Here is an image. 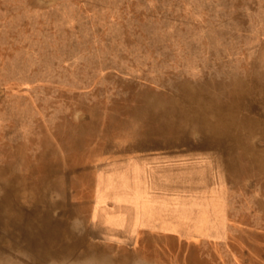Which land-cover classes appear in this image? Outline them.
Listing matches in <instances>:
<instances>
[{"label": "bare ground", "instance_id": "obj_1", "mask_svg": "<svg viewBox=\"0 0 264 264\" xmlns=\"http://www.w3.org/2000/svg\"><path fill=\"white\" fill-rule=\"evenodd\" d=\"M39 2L0 0V80L12 70L19 71L20 81L40 76L30 66L39 62L42 44L47 57H71L85 49L73 38L55 47L46 42L44 14L32 10ZM22 39L27 48L7 60V42ZM221 52L212 46L214 55ZM258 55L247 72L224 58L208 66L201 79H177L166 94L142 92L129 110L137 124L134 140L116 142L107 132L102 142L85 147L80 165L74 152L82 141L71 132H44L37 93L27 99L10 89L0 100L5 113L12 111L2 117L0 128V264H158L138 251L157 241L174 255L171 264H243L242 235L257 229L236 220L240 212L230 210L228 172L241 168L242 155L264 170V146H252L248 138L264 133V58ZM46 64L52 66L53 60ZM14 97L25 99L26 109H7ZM64 113L59 107L55 120ZM127 123L121 120L119 127ZM196 133L200 142L192 138ZM184 145L199 149L204 160L170 163L173 148ZM152 150L163 154L150 165ZM72 187L86 194L94 188L95 197L75 198ZM110 199L115 200L112 209ZM174 201L180 202L177 207L171 206ZM133 241L138 250L126 258L114 249Z\"/></svg>", "mask_w": 264, "mask_h": 264}, {"label": "rangeland", "instance_id": "obj_2", "mask_svg": "<svg viewBox=\"0 0 264 264\" xmlns=\"http://www.w3.org/2000/svg\"><path fill=\"white\" fill-rule=\"evenodd\" d=\"M32 10L44 14V35L50 36L46 42L52 47L73 38L85 49L71 57H47L45 44L40 45V60L30 66L38 68L40 76L20 81L19 71L12 70L0 80V100L13 88L27 99L37 93L43 108L39 116L41 129L49 135L53 134L50 131L59 135L71 132L74 139L82 141L74 152L76 165L81 164L85 147L102 142L107 132L116 142L134 140L137 124L129 110L138 104L142 92L166 94L177 79H201L208 66L224 58H232L233 64L246 72L259 52L264 58V0H41ZM211 29L215 34L209 32ZM17 33L18 29L11 32L9 40ZM8 44L7 60L17 58L27 48L23 39ZM213 45L222 49L219 56L212 53ZM49 59L53 64L48 67ZM24 100L15 98L7 109H26L28 103ZM59 107L65 115H57L55 120ZM4 109L0 108V128L2 117L12 112L5 113ZM121 120L128 121L123 129L119 127ZM262 122L264 125V118ZM248 136L252 146H264V133ZM192 138L200 142L199 133ZM173 151L169 159L172 164H190L205 158L199 149L185 145ZM148 154L153 165L163 152L152 150ZM240 161V169L228 172L230 210L240 212L236 220L257 229L242 235L241 259L246 264L256 257L259 264H264V170L247 164L244 155ZM71 190L75 198L96 194L94 188L87 194L81 187ZM183 195L187 194H180L186 197ZM177 203L180 202L174 201L171 206L177 207ZM107 204L112 209L115 200ZM59 213L57 209L55 214ZM175 234L185 236L181 231ZM109 238L111 242L116 240L114 235ZM157 243L141 245L138 250L135 241L119 242L114 249L124 258L131 250H138L158 264H171L174 255Z\"/></svg>", "mask_w": 264, "mask_h": 264}]
</instances>
